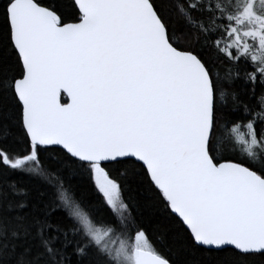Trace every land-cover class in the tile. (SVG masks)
Here are the masks:
<instances>
[{"label": "snow or ice", "instance_id": "1", "mask_svg": "<svg viewBox=\"0 0 264 264\" xmlns=\"http://www.w3.org/2000/svg\"><path fill=\"white\" fill-rule=\"evenodd\" d=\"M0 264H264V0H0Z\"/></svg>", "mask_w": 264, "mask_h": 264}]
</instances>
